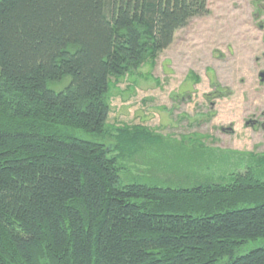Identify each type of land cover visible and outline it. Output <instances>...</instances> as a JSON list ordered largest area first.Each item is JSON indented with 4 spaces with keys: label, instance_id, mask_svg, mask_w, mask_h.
<instances>
[{
    "label": "trees",
    "instance_id": "trees-1",
    "mask_svg": "<svg viewBox=\"0 0 264 264\" xmlns=\"http://www.w3.org/2000/svg\"><path fill=\"white\" fill-rule=\"evenodd\" d=\"M206 6L0 0V264H264V156L224 183L125 184L119 161L159 138L106 130L110 78Z\"/></svg>",
    "mask_w": 264,
    "mask_h": 264
},
{
    "label": "rangeland",
    "instance_id": "rangeland-1",
    "mask_svg": "<svg viewBox=\"0 0 264 264\" xmlns=\"http://www.w3.org/2000/svg\"><path fill=\"white\" fill-rule=\"evenodd\" d=\"M206 7L154 60L110 78L108 133L138 128L159 138L119 161L125 184L224 183L264 156V0Z\"/></svg>",
    "mask_w": 264,
    "mask_h": 264
},
{
    "label": "water",
    "instance_id": "water-1",
    "mask_svg": "<svg viewBox=\"0 0 264 264\" xmlns=\"http://www.w3.org/2000/svg\"><path fill=\"white\" fill-rule=\"evenodd\" d=\"M259 76H260V80L261 81H264V75L263 74H260Z\"/></svg>",
    "mask_w": 264,
    "mask_h": 264
},
{
    "label": "flooded vegetation",
    "instance_id": "flooded-vegetation-1",
    "mask_svg": "<svg viewBox=\"0 0 264 264\" xmlns=\"http://www.w3.org/2000/svg\"><path fill=\"white\" fill-rule=\"evenodd\" d=\"M262 129H264V124L261 125Z\"/></svg>",
    "mask_w": 264,
    "mask_h": 264
}]
</instances>
